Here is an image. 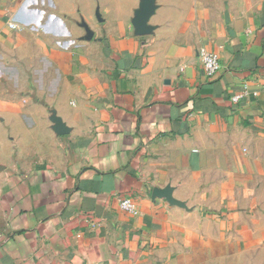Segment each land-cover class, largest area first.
Segmentation results:
<instances>
[{
	"label": "crops",
	"instance_id": "0c3cea01",
	"mask_svg": "<svg viewBox=\"0 0 264 264\" xmlns=\"http://www.w3.org/2000/svg\"><path fill=\"white\" fill-rule=\"evenodd\" d=\"M162 1L0 0V264H200L197 210L264 167V10L189 29Z\"/></svg>",
	"mask_w": 264,
	"mask_h": 264
},
{
	"label": "rangeland",
	"instance_id": "374dc122",
	"mask_svg": "<svg viewBox=\"0 0 264 264\" xmlns=\"http://www.w3.org/2000/svg\"><path fill=\"white\" fill-rule=\"evenodd\" d=\"M162 4L189 29L213 28L230 14L264 10V0H163ZM222 181L224 193L215 194L197 210L202 220L209 221L205 228L211 236L204 243L208 256L200 264H264V167L251 175L247 166L241 177Z\"/></svg>",
	"mask_w": 264,
	"mask_h": 264
},
{
	"label": "built area",
	"instance_id": "2783aa9c",
	"mask_svg": "<svg viewBox=\"0 0 264 264\" xmlns=\"http://www.w3.org/2000/svg\"><path fill=\"white\" fill-rule=\"evenodd\" d=\"M203 66H204L205 74L209 79L214 78L222 69L220 58L215 53H207L203 56ZM249 95H250V91L248 90V88H245L240 94L233 96L231 101L234 104H239L245 98H248ZM253 95H257V93H253ZM121 208L124 211L129 212L131 214L137 212L136 205L129 198H125L121 201Z\"/></svg>",
	"mask_w": 264,
	"mask_h": 264
},
{
	"label": "water",
	"instance_id": "95a60500",
	"mask_svg": "<svg viewBox=\"0 0 264 264\" xmlns=\"http://www.w3.org/2000/svg\"><path fill=\"white\" fill-rule=\"evenodd\" d=\"M150 13H151L150 3L147 2L143 7V14L138 19L137 24H136V28H137L139 34H145V32H146L145 24L147 22V19H148ZM53 123H55V126H56L55 132L58 135H65L69 132L66 125L63 123V121L61 119L55 118L53 120ZM153 196H154V198H164L171 205L185 206L183 203H181V202H179L173 198V189L171 187H167L166 189H163V190L155 189Z\"/></svg>",
	"mask_w": 264,
	"mask_h": 264
}]
</instances>
